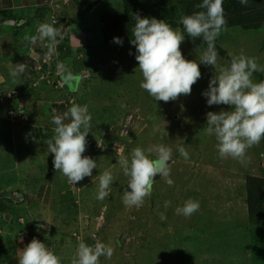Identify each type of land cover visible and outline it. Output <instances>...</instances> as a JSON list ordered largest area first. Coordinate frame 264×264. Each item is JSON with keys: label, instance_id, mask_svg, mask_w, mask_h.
<instances>
[{"label": "rangeland", "instance_id": "374dc122", "mask_svg": "<svg viewBox=\"0 0 264 264\" xmlns=\"http://www.w3.org/2000/svg\"><path fill=\"white\" fill-rule=\"evenodd\" d=\"M87 1L99 3L87 16L89 26L98 30L99 46L73 53L61 41L52 54L47 46L43 50L38 47L39 61L26 54L21 57L27 72L21 93L10 92L11 95L0 98V201L4 198L11 207L21 206L24 202L19 197L15 200L13 194H32L44 183L50 187L52 197L46 204H36L24 216L41 217L40 220L53 224L56 214L52 212L57 208L62 211V223L83 218L87 223L82 231L67 230L74 242L68 244L67 250L74 246L77 250L78 242L94 244L95 236L114 249L111 259L100 257V264H264V215L251 219L246 201L248 177L262 181L264 200V140L247 151L249 159L244 165L232 158L221 159L215 137L204 132L208 112L232 110L227 105L209 107L202 95L215 69L199 64L202 78L193 85L189 96L168 103L155 102L140 87L143 76L135 59L136 49L130 42L132 31L129 30L128 37L122 32V46L103 41V19L122 14L124 1ZM154 4L174 8L173 28L183 31L180 19L184 14L177 0H134L131 17L127 19L131 27L136 23L134 15L149 11ZM78 28L83 27L79 24ZM215 43L225 52L224 57L218 58L219 66L229 65L228 59L241 53L257 57L264 66V29L227 28ZM202 44V39L192 40L185 34L181 45L185 59L199 63L201 53L197 49ZM39 63L44 64L41 77L29 71V67L42 68ZM63 73L80 77L73 93H68L59 81L58 75ZM257 73L259 78L253 76L254 83L264 81V73ZM73 104L86 105L91 115L92 129L86 137L87 150L83 155L97 162L92 174L97 178L86 177L75 186L54 169V155L46 143L54 135L52 117L63 115ZM160 144L172 149L170 178L174 186L169 187L166 179L159 176L154 180L150 199L142 207H125L122 197L129 178L118 162L125 157L130 159L136 147L148 149ZM180 146L185 147L189 159L180 155ZM150 158L155 159L156 154L152 153ZM105 170L112 172L115 181L108 198L100 201L96 198L98 176ZM190 198L200 202V210L190 218L177 215L175 209ZM165 201H171L167 209ZM160 213L166 215L165 221H161ZM31 221L24 224L27 230L35 225ZM54 225H59L57 219ZM41 229L49 230L44 226ZM3 235L0 233V239ZM18 236L17 231H12L0 242L1 254L9 256L4 258V264H19L21 250L35 238L30 233L20 236L18 243L13 242ZM10 250L19 254L12 256Z\"/></svg>", "mask_w": 264, "mask_h": 264}, {"label": "clouds", "instance_id": "9594fccd", "mask_svg": "<svg viewBox=\"0 0 264 264\" xmlns=\"http://www.w3.org/2000/svg\"><path fill=\"white\" fill-rule=\"evenodd\" d=\"M223 2L224 0H202V3L196 5L202 11L181 17L183 31L174 29L165 20L142 18L135 14L136 23L130 42L136 49L135 59L143 76L140 87L155 102L168 103L181 96H189L193 85L202 78L199 64L215 69V75L202 95L209 107L227 105L232 110L208 112L204 132L215 137L221 159L232 158L244 165L249 159L247 151L264 140V81L254 83L252 79L254 73H264V66L259 64L257 57H248L243 53L233 56L227 66L218 65L219 53L215 41L222 31L227 30ZM240 3L246 5L248 0H240ZM185 34L192 40L200 38L203 41L197 49L201 53L199 63L186 60L182 54L181 45ZM62 39L61 28L41 23L37 28V35L31 37V43L47 42L49 54H52ZM113 42L121 46L123 44L119 37H114ZM25 67L23 63L16 64L10 75L17 77ZM65 120L70 122L65 123ZM51 123L55 125L54 135L46 143L49 152L54 155V169L67 177L74 186L86 177H92L97 162L83 155L87 150L86 137L92 129L87 106L73 104L63 115H54ZM178 151L185 160L189 159L185 147L180 146ZM152 153L156 154L155 159L150 158ZM172 157V149L160 144L148 149L136 147L132 150L130 159L125 157L118 162L124 175L129 178L122 197L125 207L140 208L150 199L157 174L161 179H166L169 187L174 186V181L170 178ZM98 179L96 198L104 201L109 196L115 177L112 172L105 170ZM170 206L171 201H165L164 207L167 209ZM200 208V202L190 198L182 207H177L175 213L190 218ZM160 219L165 221L167 217L160 213ZM93 238L95 242L91 245L78 242L72 264H100L101 256L111 259L114 249L96 240L95 236ZM21 253L19 264H61L60 257L35 238Z\"/></svg>", "mask_w": 264, "mask_h": 264}, {"label": "crops", "instance_id": "0c3cea01", "mask_svg": "<svg viewBox=\"0 0 264 264\" xmlns=\"http://www.w3.org/2000/svg\"><path fill=\"white\" fill-rule=\"evenodd\" d=\"M91 2L87 0H0V98L11 95L10 92L15 95L17 91L21 93L24 85L23 81L27 78V72L23 71L15 78L10 75V72L15 68L16 64L21 63L22 56H25V54L26 57L27 55L29 56V53L37 51L38 47H42V50L46 47L47 42L41 43L37 41L35 44L31 43V37L37 35L39 24L47 23L61 28L63 38L66 36V40L62 41L73 53L99 46L100 38L98 30L94 31L93 27L89 26L91 23L90 19H87V16L95 10L96 5L98 6L99 3L95 5L91 4ZM90 7L92 9L88 13L87 9ZM85 21H87L86 25L84 24ZM79 24L83 28H78ZM94 177L92 176V178ZM32 192V194L26 193L23 197L13 194L15 200L19 197L21 202H24L21 206H15L16 208L9 206L4 198L0 201V204L7 208L6 211H0V233H4L0 242H4L5 234L7 236L12 231H17L19 235L13 241L17 243L20 241V236L26 237L27 234L31 233L35 236V239L45 243L50 251L60 257L61 264H72V260L76 255V249L74 246L73 250H67L69 243L74 244L71 241L73 238L72 234L68 233L67 230L71 231L74 228L82 231V226L87 221H84L83 218H80L79 221L73 220L75 222L74 226L73 222H71L72 220H66V223H62L61 220L63 219L59 217L62 211L57 208L52 213L56 214V217H53V219L54 221L57 219L59 225H54V221L53 224H47L46 221L40 220L42 219L41 217L33 219L31 216L29 218L28 216H24L26 212L30 214L36 204H46L52 197H49L50 187L44 185V183L40 184ZM8 194H11V192H8ZM68 212L70 213V211ZM71 217L73 216L71 215ZM27 220H32L31 223H35L29 230L24 225L27 223ZM39 224H42V226L38 227ZM43 226L48 227L49 230L41 229ZM99 228L100 226L97 230ZM17 245L15 244L14 247ZM1 251L2 245H0V256L2 258L0 259V263L4 264L6 261L4 258L9 256H3ZM17 254L19 253L10 250V255L16 256Z\"/></svg>", "mask_w": 264, "mask_h": 264}, {"label": "trees", "instance_id": "16d2710c", "mask_svg": "<svg viewBox=\"0 0 264 264\" xmlns=\"http://www.w3.org/2000/svg\"><path fill=\"white\" fill-rule=\"evenodd\" d=\"M124 1V11L120 15H110L102 21V32L105 35L103 39L105 44H112L114 37L122 38V32H125V37L129 36V30L132 31L134 28L131 27L132 23L127 20L131 17L130 10H133L131 3L134 0H123ZM177 3L183 9V14L190 15L203 9H198L197 4L202 3V0H177ZM140 5L138 10L140 9ZM223 8L225 12V18L227 20V28L239 27L242 30H259L264 29V0H248V3L241 4L240 0H224ZM174 8H163L158 4L152 5V8L146 12H140L139 15L142 18H158L160 20H165L166 23L174 27L175 23L172 22L171 14ZM147 14V15H146ZM132 33V32H131ZM133 38L131 34V39ZM216 50L219 56L224 57L225 52L216 43ZM38 52V51H37ZM231 62V59H228ZM30 73L37 76V72L30 70ZM256 78H259V73H254ZM38 77V76H37ZM59 81H61L63 88L68 93H73L76 89L80 77L77 75H58ZM72 86L74 87L72 89ZM247 191V206L248 215L253 220H258V218L264 215V200L263 196V183L257 178L248 177L246 182ZM4 205L0 204V211H6Z\"/></svg>", "mask_w": 264, "mask_h": 264}, {"label": "built area", "instance_id": "2783aa9c", "mask_svg": "<svg viewBox=\"0 0 264 264\" xmlns=\"http://www.w3.org/2000/svg\"><path fill=\"white\" fill-rule=\"evenodd\" d=\"M30 59H33L35 61H37L39 59V54L37 53V51H33L32 53H29ZM39 61V60H38ZM43 63H46V61H42ZM43 63H39V66H41L42 68H40L39 70H37L35 67L33 69H31V67H29L30 70H32L33 72H37V76H39L40 74H43Z\"/></svg>", "mask_w": 264, "mask_h": 264}, {"label": "water", "instance_id": "95a60500", "mask_svg": "<svg viewBox=\"0 0 264 264\" xmlns=\"http://www.w3.org/2000/svg\"><path fill=\"white\" fill-rule=\"evenodd\" d=\"M170 163V162H169ZM160 175L159 174H157V176L156 177H154V180H156L158 177H159Z\"/></svg>", "mask_w": 264, "mask_h": 264}]
</instances>
